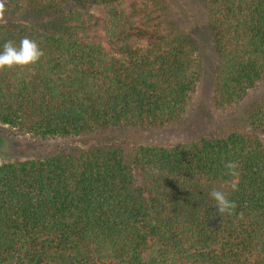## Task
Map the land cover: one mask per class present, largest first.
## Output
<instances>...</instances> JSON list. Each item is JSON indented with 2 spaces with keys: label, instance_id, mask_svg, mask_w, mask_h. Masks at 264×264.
Here are the masks:
<instances>
[{
  "label": "trees",
  "instance_id": "16d2710c",
  "mask_svg": "<svg viewBox=\"0 0 264 264\" xmlns=\"http://www.w3.org/2000/svg\"><path fill=\"white\" fill-rule=\"evenodd\" d=\"M5 1L31 18L0 45L27 37L44 55L0 71V124L61 142L0 160V264H264V96L227 131L191 116L200 30L221 112L264 77V0H205L204 18L168 0ZM114 127L160 139L103 138Z\"/></svg>",
  "mask_w": 264,
  "mask_h": 264
},
{
  "label": "rangeland",
  "instance_id": "374dc122",
  "mask_svg": "<svg viewBox=\"0 0 264 264\" xmlns=\"http://www.w3.org/2000/svg\"><path fill=\"white\" fill-rule=\"evenodd\" d=\"M171 4H185L189 8L190 12H194L195 16L204 18L206 16V2L205 0H168ZM170 11V12H169ZM166 14V13H165ZM166 16V15H165ZM30 16L25 17L22 15V11L15 5L8 4L5 0H0V28L3 26L14 27L19 23V20L28 21ZM167 20L170 23L178 21L175 10L167 9ZM205 28L200 30L198 38L205 40L204 45L197 47V53H199L200 61L202 64L201 78L198 91L195 95L194 102L191 106V116H195L198 119H205L204 123H208L206 127L196 132L204 131L206 133H219L229 130L235 123L246 120L247 111L250 106L260 101L264 96V77L257 83L255 89L250 92L230 113L221 112L214 105L213 98V80L216 73V56L214 52V42L212 34L209 29ZM195 129V130H196ZM0 130L2 131L3 138L7 141V148L5 152L0 153V160L14 159L18 156L17 146L20 144H37L41 149L51 150L55 145H58L61 141L58 140H42L33 138L30 134L20 133L15 129H11L8 126L0 124ZM122 138L133 144H154L160 138L145 130L141 127H114L108 132H103V138Z\"/></svg>",
  "mask_w": 264,
  "mask_h": 264
},
{
  "label": "clouds",
  "instance_id": "9594fccd",
  "mask_svg": "<svg viewBox=\"0 0 264 264\" xmlns=\"http://www.w3.org/2000/svg\"><path fill=\"white\" fill-rule=\"evenodd\" d=\"M44 55L42 49L34 39L22 38L17 45L15 41L8 40L0 45V71L24 67L37 63ZM227 167L231 170L234 165L229 163ZM233 191L237 190V185H232ZM211 197L218 206V213L221 215L231 214L235 207L234 202L230 201L223 191L213 189Z\"/></svg>",
  "mask_w": 264,
  "mask_h": 264
},
{
  "label": "flooded vegetation",
  "instance_id": "af4514ba",
  "mask_svg": "<svg viewBox=\"0 0 264 264\" xmlns=\"http://www.w3.org/2000/svg\"><path fill=\"white\" fill-rule=\"evenodd\" d=\"M7 148V141L2 136V131L0 130V153H4Z\"/></svg>",
  "mask_w": 264,
  "mask_h": 264
}]
</instances>
